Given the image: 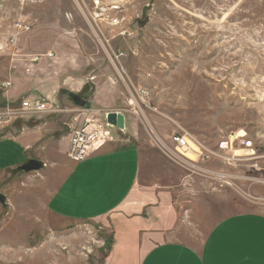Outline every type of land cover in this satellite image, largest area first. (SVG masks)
Segmentation results:
<instances>
[{"label":"rangeland","instance_id":"1","mask_svg":"<svg viewBox=\"0 0 264 264\" xmlns=\"http://www.w3.org/2000/svg\"><path fill=\"white\" fill-rule=\"evenodd\" d=\"M124 10L127 33L108 30L105 42L72 0H0V82L15 94L0 88V109L25 97L58 109L0 128V264H110L113 247L133 264L153 243L199 248L223 217L264 214V159L183 165L157 141L185 131L215 146L244 129L264 151V0H127ZM69 92L91 111H120L126 127L112 130V144L140 152L130 200L95 219L46 205L70 165ZM29 158L44 167L15 170Z\"/></svg>","mask_w":264,"mask_h":264},{"label":"crops","instance_id":"2","mask_svg":"<svg viewBox=\"0 0 264 264\" xmlns=\"http://www.w3.org/2000/svg\"><path fill=\"white\" fill-rule=\"evenodd\" d=\"M1 89L6 98L15 95H8L9 88ZM93 109L98 114L107 110L99 104ZM124 127L125 122L121 129ZM139 171V150L134 146L116 147L110 141L97 153L79 162L70 161L68 172L51 192L46 205L53 214L69 220L115 213L130 200ZM136 217H124L122 222H144ZM217 222L199 248L180 241H159L142 251L138 249L133 264H264L263 213L242 211ZM123 254V259L116 258L113 247L108 261L129 264L130 253Z\"/></svg>","mask_w":264,"mask_h":264},{"label":"built area","instance_id":"3","mask_svg":"<svg viewBox=\"0 0 264 264\" xmlns=\"http://www.w3.org/2000/svg\"><path fill=\"white\" fill-rule=\"evenodd\" d=\"M72 1L79 13L93 28L99 41L108 42L105 36L108 30L116 31L115 33L119 36L127 33L123 29L127 22V16L124 13V4L127 0ZM11 84L10 80H3L0 82V87L7 90ZM138 95L143 98L146 97L147 92L141 90ZM56 111L58 109L55 104L46 98L25 97L17 106L6 104L0 109V128L11 126L17 119ZM66 111L69 113V118L65 121L68 130L66 156L72 162H79L97 153L112 141V130L117 127L107 121V114L109 112L121 113L118 110H107L96 114L88 108L79 106ZM157 141L162 146L165 155L183 165L190 164V162L207 163L215 159L225 164H232L236 160L246 159L255 161L253 165L257 166V161L264 159V151L261 150L263 146L256 144L244 129L220 138L215 146L204 143L185 131L173 132L169 138V145L158 139ZM237 151L241 153L237 155Z\"/></svg>","mask_w":264,"mask_h":264},{"label":"water","instance_id":"4","mask_svg":"<svg viewBox=\"0 0 264 264\" xmlns=\"http://www.w3.org/2000/svg\"><path fill=\"white\" fill-rule=\"evenodd\" d=\"M148 21V16H145L143 20L139 21V26H143L145 22ZM68 96L71 98L75 106L82 107L86 104V100L80 97L76 93L69 92ZM107 121L118 128H123L124 126V115L122 113L109 112L107 114ZM44 167L43 161L36 158H29L23 164L15 168L16 171L21 172H32L39 171ZM5 196L0 192V203L5 204Z\"/></svg>","mask_w":264,"mask_h":264},{"label":"bare ground","instance_id":"5","mask_svg":"<svg viewBox=\"0 0 264 264\" xmlns=\"http://www.w3.org/2000/svg\"><path fill=\"white\" fill-rule=\"evenodd\" d=\"M236 153H237V155H239L241 152L240 151H237Z\"/></svg>","mask_w":264,"mask_h":264}]
</instances>
